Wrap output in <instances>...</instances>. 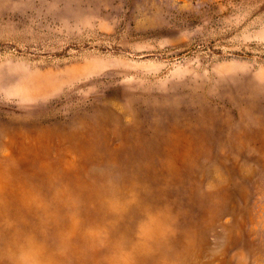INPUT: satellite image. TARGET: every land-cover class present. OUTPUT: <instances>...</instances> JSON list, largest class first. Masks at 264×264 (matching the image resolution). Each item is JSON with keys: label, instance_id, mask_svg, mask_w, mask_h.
<instances>
[{"label": "rangeland", "instance_id": "1", "mask_svg": "<svg viewBox=\"0 0 264 264\" xmlns=\"http://www.w3.org/2000/svg\"><path fill=\"white\" fill-rule=\"evenodd\" d=\"M0 264H264V0H0Z\"/></svg>", "mask_w": 264, "mask_h": 264}]
</instances>
